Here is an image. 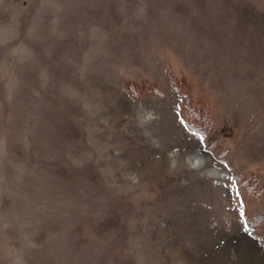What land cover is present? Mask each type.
Masks as SVG:
<instances>
[{
  "label": "rangeland",
  "instance_id": "374dc122",
  "mask_svg": "<svg viewBox=\"0 0 264 264\" xmlns=\"http://www.w3.org/2000/svg\"><path fill=\"white\" fill-rule=\"evenodd\" d=\"M0 264H264V0H0Z\"/></svg>",
  "mask_w": 264,
  "mask_h": 264
},
{
  "label": "bare ground",
  "instance_id": "6f19581e",
  "mask_svg": "<svg viewBox=\"0 0 264 264\" xmlns=\"http://www.w3.org/2000/svg\"><path fill=\"white\" fill-rule=\"evenodd\" d=\"M199 154V153H198ZM206 158L203 156H200V158L197 161H194L196 167H206L207 162ZM208 172L212 175H218V176H224L223 173L218 170L216 167H211L208 169Z\"/></svg>",
  "mask_w": 264,
  "mask_h": 264
}]
</instances>
